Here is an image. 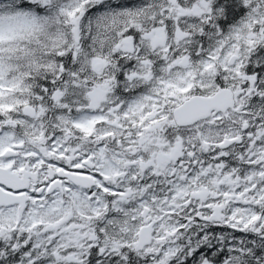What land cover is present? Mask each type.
Wrapping results in <instances>:
<instances>
[{
  "label": "snow or ice",
  "instance_id": "obj_1",
  "mask_svg": "<svg viewBox=\"0 0 264 264\" xmlns=\"http://www.w3.org/2000/svg\"><path fill=\"white\" fill-rule=\"evenodd\" d=\"M0 264H264V0H0Z\"/></svg>",
  "mask_w": 264,
  "mask_h": 264
}]
</instances>
